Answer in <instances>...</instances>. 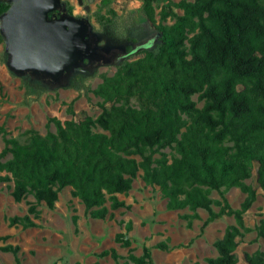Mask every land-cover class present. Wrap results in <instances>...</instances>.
I'll return each mask as SVG.
<instances>
[{
  "label": "trees",
  "instance_id": "trees-1",
  "mask_svg": "<svg viewBox=\"0 0 264 264\" xmlns=\"http://www.w3.org/2000/svg\"><path fill=\"white\" fill-rule=\"evenodd\" d=\"M8 7L0 3V15ZM181 8L172 26H156L152 1H144L142 14L158 40L143 58L123 61L113 77L103 78L93 91L102 99L95 119L62 123L50 118L54 132L32 131L24 143L5 140L0 182H12L15 203L28 195L35 200L25 216L7 219L10 227H34L30 216L38 218L36 206L53 209L66 187L92 218L103 220L129 208L118 195L131 190L141 171L142 181L159 189L167 210L201 209L209 221L232 215L234 224L214 243L217 256L206 263L237 264L235 251L249 232L242 214L254 200V190L245 183L254 163L264 192V0H193ZM86 80L77 77L70 88L88 92ZM132 98L139 108L128 104ZM95 128L103 132L94 133ZM164 149L171 153L152 159ZM233 187L246 194L240 210L209 197L211 190ZM124 229L130 232L131 222ZM256 232L264 241V219ZM116 242L128 249L125 261L119 262L122 257L113 248L99 256L116 264L151 262V248L135 256L124 233ZM154 248L166 249L163 243ZM0 250L14 256L20 251L12 245ZM244 261L264 264V253L245 255Z\"/></svg>",
  "mask_w": 264,
  "mask_h": 264
},
{
  "label": "rangeland",
  "instance_id": "rangeland-1",
  "mask_svg": "<svg viewBox=\"0 0 264 264\" xmlns=\"http://www.w3.org/2000/svg\"><path fill=\"white\" fill-rule=\"evenodd\" d=\"M144 1L82 0L83 5L89 7V11L85 12L76 0H60L67 3L72 15L85 17L94 29L116 38L120 42L116 45L128 47L133 42L142 45V49L108 58L104 65L86 76L88 92L75 91L65 79L56 81L47 75L13 71L0 31V152L6 139L24 143L32 131L41 136L54 132L50 118L62 123L68 120L78 122L88 117L95 119L101 113L99 105L102 99L93 91L103 78L113 77L121 62L143 58L144 51L155 43L150 33L157 31L146 22L141 11ZM151 1L155 25L165 27L172 26L177 17L182 16V2H193ZM192 100L197 102V107L203 106V102L198 101V95H194ZM121 104L118 102L116 105ZM128 104L133 108L140 107L134 98ZM93 132L103 131L95 128ZM170 153L169 149L160 150L152 155V159ZM257 170L258 164L254 163L251 177L245 181L254 190V200L242 214L249 232L240 239L235 251L237 264H246L245 255L264 253V241L256 232L259 221L264 219V192L257 184ZM141 175L139 171L127 194L118 195L128 209L112 211L111 216L103 220L92 218L79 199L71 196V189L66 187L58 192L53 209L42 203L36 206L39 216L36 219L30 216L35 226L27 229L10 227L7 219L25 216L28 207L35 204L34 198L28 195L22 202L15 203L11 197L12 182H0V247L12 245L20 249L16 256L0 250V264H116L109 257L101 258L99 255L113 248L122 257L119 262L126 260L128 249L116 242L119 233H124L130 240L135 256L142 255L143 247L151 248V262L148 264H207V259L216 257L214 243L222 238L228 226L234 224V217L223 215L209 221L207 212L201 209L167 210L166 200L159 189L146 185ZM209 197L213 201H226L229 210L237 211L241 209L246 194L235 187L220 188L211 190ZM212 209L216 213L219 211L216 206ZM73 216L76 217L75 223ZM127 222L132 224L128 233L124 229ZM158 243H163L166 249H155Z\"/></svg>",
  "mask_w": 264,
  "mask_h": 264
},
{
  "label": "water",
  "instance_id": "water-1",
  "mask_svg": "<svg viewBox=\"0 0 264 264\" xmlns=\"http://www.w3.org/2000/svg\"><path fill=\"white\" fill-rule=\"evenodd\" d=\"M10 3L0 15V31L16 73L34 72L56 79L76 53L80 24L51 17L60 0H0Z\"/></svg>",
  "mask_w": 264,
  "mask_h": 264
},
{
  "label": "flooded vegetation",
  "instance_id": "flooded-vegetation-1",
  "mask_svg": "<svg viewBox=\"0 0 264 264\" xmlns=\"http://www.w3.org/2000/svg\"><path fill=\"white\" fill-rule=\"evenodd\" d=\"M80 7H83L85 12L89 11L87 5H83L82 0H76ZM0 3H10L0 1ZM55 16L57 19L71 18L80 24V30L75 37L76 53L71 64L59 76L55 77L56 81L65 79L67 84L71 85L73 79L77 77H86L92 74L97 67L105 64L108 58H114L119 53H127L133 49H142L137 43H132L128 47H121L116 45L120 43L116 38L109 33L94 29L85 17H76L70 13L66 2H60L51 17ZM150 38L155 42L158 40L156 32L150 33Z\"/></svg>",
  "mask_w": 264,
  "mask_h": 264
}]
</instances>
